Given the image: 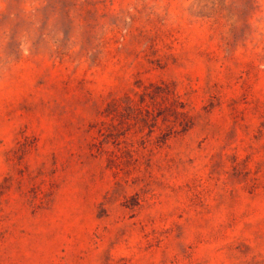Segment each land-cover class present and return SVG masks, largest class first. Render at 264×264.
Masks as SVG:
<instances>
[{
    "label": "rangeland",
    "instance_id": "rangeland-1",
    "mask_svg": "<svg viewBox=\"0 0 264 264\" xmlns=\"http://www.w3.org/2000/svg\"><path fill=\"white\" fill-rule=\"evenodd\" d=\"M0 264H264V0H0Z\"/></svg>",
    "mask_w": 264,
    "mask_h": 264
}]
</instances>
